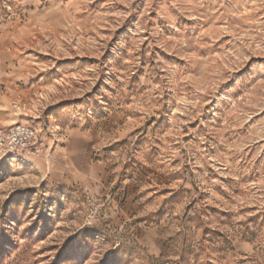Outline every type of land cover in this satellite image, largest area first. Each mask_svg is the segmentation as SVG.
<instances>
[{
    "label": "rangeland",
    "instance_id": "1",
    "mask_svg": "<svg viewBox=\"0 0 264 264\" xmlns=\"http://www.w3.org/2000/svg\"><path fill=\"white\" fill-rule=\"evenodd\" d=\"M0 264H264V0H0Z\"/></svg>",
    "mask_w": 264,
    "mask_h": 264
},
{
    "label": "built area",
    "instance_id": "2",
    "mask_svg": "<svg viewBox=\"0 0 264 264\" xmlns=\"http://www.w3.org/2000/svg\"><path fill=\"white\" fill-rule=\"evenodd\" d=\"M43 152L39 131L28 124H15L0 131V156H38Z\"/></svg>",
    "mask_w": 264,
    "mask_h": 264
}]
</instances>
